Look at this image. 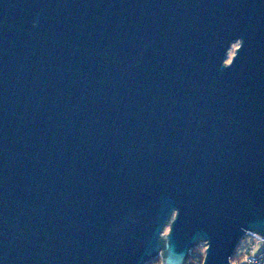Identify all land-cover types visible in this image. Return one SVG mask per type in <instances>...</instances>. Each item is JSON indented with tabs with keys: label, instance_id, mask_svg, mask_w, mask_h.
I'll return each instance as SVG.
<instances>
[{
	"label": "water",
	"instance_id": "obj_1",
	"mask_svg": "<svg viewBox=\"0 0 264 264\" xmlns=\"http://www.w3.org/2000/svg\"><path fill=\"white\" fill-rule=\"evenodd\" d=\"M249 233L264 0H0V264H232Z\"/></svg>",
	"mask_w": 264,
	"mask_h": 264
},
{
	"label": "rangeland",
	"instance_id": "obj_2",
	"mask_svg": "<svg viewBox=\"0 0 264 264\" xmlns=\"http://www.w3.org/2000/svg\"><path fill=\"white\" fill-rule=\"evenodd\" d=\"M239 47V44L235 45L234 47H232L230 54L228 56L227 62H229L232 57L235 55V52L237 50V48ZM167 233L169 232V230L166 231ZM255 245L257 246V249L255 250V255H258L261 251L264 250V245L262 243L258 244L255 243ZM252 246V242L250 239H247L244 237V239L241 241V244L239 245V248L237 249L236 253L238 256H241L243 254L248 255L250 248ZM206 248L207 245L206 244H201L197 247H195L193 250V253H190V262L192 264H203L204 260H205V255H206ZM243 262H245L243 260ZM234 264H240L239 262H233ZM149 264H163L162 262V258H156V260L154 259V261L150 262Z\"/></svg>",
	"mask_w": 264,
	"mask_h": 264
},
{
	"label": "built area",
	"instance_id": "obj_3",
	"mask_svg": "<svg viewBox=\"0 0 264 264\" xmlns=\"http://www.w3.org/2000/svg\"><path fill=\"white\" fill-rule=\"evenodd\" d=\"M245 238L251 240L252 246L249 251L250 256H247V260L243 264H264V250L261 251L258 255H255V250L257 249L255 243H262L264 245V236L257 233H249Z\"/></svg>",
	"mask_w": 264,
	"mask_h": 264
},
{
	"label": "trees",
	"instance_id": "obj_4",
	"mask_svg": "<svg viewBox=\"0 0 264 264\" xmlns=\"http://www.w3.org/2000/svg\"><path fill=\"white\" fill-rule=\"evenodd\" d=\"M193 251L194 250H192V253H193ZM247 256H250V252H249V254L248 255H245V254H243V255H241V256H238L237 255V253H235V255L234 256H232L233 258H232V263L233 262H239V263H241V264H243L244 262H243V260L246 262V260H247ZM189 258H190V256H189ZM189 258H187V264H192L190 261V259ZM152 262V261H151ZM149 264V263H148Z\"/></svg>",
	"mask_w": 264,
	"mask_h": 264
},
{
	"label": "flooded vegetation",
	"instance_id": "obj_5",
	"mask_svg": "<svg viewBox=\"0 0 264 264\" xmlns=\"http://www.w3.org/2000/svg\"><path fill=\"white\" fill-rule=\"evenodd\" d=\"M238 44H239V43H238ZM235 45H237V44H234L232 47H234ZM231 49H232V48H231ZM230 51H231V50H230ZM229 54H230V52H229ZM231 60H232V59H231ZM231 60H230L229 62L226 61V63L229 64V63L231 62Z\"/></svg>",
	"mask_w": 264,
	"mask_h": 264
}]
</instances>
